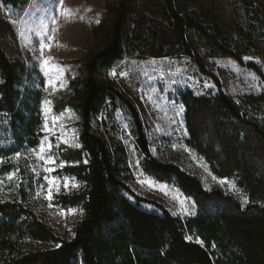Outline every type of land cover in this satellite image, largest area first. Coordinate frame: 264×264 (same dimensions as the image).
Segmentation results:
<instances>
[{"label": "trees", "instance_id": "16d2710c", "mask_svg": "<svg viewBox=\"0 0 264 264\" xmlns=\"http://www.w3.org/2000/svg\"><path fill=\"white\" fill-rule=\"evenodd\" d=\"M2 1L14 7L26 3ZM221 2L230 7L229 19L197 0L107 4L106 19L91 29L95 49L83 58L82 73L69 80L73 99L46 96L36 68L9 57L0 38V186L16 195L0 200V264H264V74L253 62H244L264 56V4ZM178 57L190 60L218 88L178 93L185 148L212 176L228 181L232 193L206 189L179 162L153 156L139 110L108 77L124 58ZM205 58H229L252 69L263 90L227 95L206 70ZM45 98L56 112L69 109L78 117L80 147L54 146L57 162L65 164L54 173L78 184L53 196L58 207L81 212L70 239L27 205L44 175L27 155L38 153L46 135ZM123 121L138 162L119 137ZM136 170L157 182H172L192 200L194 212L173 215L138 195L129 185ZM9 173H15L11 181ZM27 242L45 246L25 248Z\"/></svg>", "mask_w": 264, "mask_h": 264}, {"label": "rangeland", "instance_id": "374dc122", "mask_svg": "<svg viewBox=\"0 0 264 264\" xmlns=\"http://www.w3.org/2000/svg\"><path fill=\"white\" fill-rule=\"evenodd\" d=\"M25 1L24 5L19 4L18 7H14L0 0L1 44L9 57L22 60L29 68L33 66L36 68L43 78L42 90L46 96L55 95L73 99L69 80L82 73V60L88 52L95 49L96 45L92 38V26L97 24V21L101 22L106 19L104 7L114 3L115 0H63V4L61 0ZM197 1L214 7L222 18L229 19L230 7L224 8L221 0ZM255 1L264 4V0ZM65 9L68 11L66 12ZM53 20L55 23H52ZM130 24L131 21H127L125 27L128 28ZM52 29L56 31L53 32ZM49 36L53 39L48 40ZM41 41L50 45L49 48L43 50V56L41 55ZM48 57L52 58L51 65L62 68L63 71L52 73L50 77L46 76L42 69V60ZM249 61L256 64L264 74L263 55L244 58V62ZM204 65L208 72L216 76L220 89L227 95L237 97L244 93H259L263 90V82L259 76L252 69L232 59L205 58ZM108 77L123 90L139 110L153 156H159L165 161L179 162L185 170L197 175L206 189L221 188L225 192L232 193V187L228 181L212 176L207 167L187 151L184 144L187 134H185L183 113L177 115L182 106L177 99L179 92L186 89L192 90L195 94L217 91V86L209 77L198 73L194 64L183 57L139 60L124 58L114 64ZM49 78L57 82L55 88L47 86ZM45 109L49 111L46 113ZM41 113L43 116L42 129L47 120L49 127L55 128V135L45 133L49 135V140L44 141L45 146L49 142L53 145L51 151L46 153L45 159L38 158L39 149L37 154L33 150L28 151L27 156L35 162L33 167L40 168L44 171V175L41 180L36 181L27 205L45 219L61 237L70 239L81 212L75 209L76 211L72 213L68 210L74 208L62 209L55 205L53 200L48 201V183L44 177L46 175L56 177L60 181L59 192H69L77 188L69 187L65 190L64 178H68L70 184H77V182L67 176H60L54 172L48 173L46 168L56 170L61 164L57 162L54 150L59 136L63 135L70 141L69 144L60 143L59 145L75 147V144H79L78 117L69 109L56 112L47 98L41 102ZM119 137L125 142L129 152L133 154L135 162H138L139 158L124 121L121 122ZM143 181H148V183H143ZM222 181L226 183H221ZM129 185L138 195L162 204L180 217L189 216L194 212L192 200L172 182H157L136 170ZM55 194L57 191L53 188V196ZM15 197L13 190L0 186L1 201L15 199ZM143 207L146 210L152 209L149 205ZM44 246L38 242H27L24 245L25 248Z\"/></svg>", "mask_w": 264, "mask_h": 264}, {"label": "snow or ice", "instance_id": "6c2138e0", "mask_svg": "<svg viewBox=\"0 0 264 264\" xmlns=\"http://www.w3.org/2000/svg\"><path fill=\"white\" fill-rule=\"evenodd\" d=\"M61 4H63V0H61ZM65 11L67 12L68 10L65 9ZM52 23H55V20H53ZM97 23H99V21H97ZM45 27H47V26H45ZM52 31L55 32L56 29H52ZM42 34L43 33H41V35ZM52 39H53V37H51V36L48 37V40H52ZM49 47H50L49 44H46L43 41H41V55L42 56H43V50L46 49V48H49ZM51 60H52L51 57H48L47 59H43L42 60V69L44 71V74L46 76H49V77L51 76L52 73H59V72L63 71L62 68H59V67H57L55 65H51L50 64ZM112 74H115V73H112ZM121 75H125V74L121 73ZM56 83H57L56 81H54L53 79L49 78L48 82H47V86H51V87L55 88L56 87ZM60 86L63 87V85H60ZM205 87H209V85H205ZM45 103H47V101ZM48 111H49V109H45L46 113ZM183 111H184V108L181 106L180 109H179V112H177V115H180L181 113H183ZM42 131L45 132L46 134L55 135V128L54 127L50 128L47 120L44 123V127H43ZM185 134H187V133H185ZM48 140H49V135H45V137L43 138V140H42V142H41V144L39 146L38 158H40V159H45L46 158V153L50 152L51 149L53 148V145L50 142L47 144V146H45L44 141H48ZM60 143L69 144L70 141L65 136L61 135V136L58 137V142H57L56 147H59ZM74 146L75 147H80L79 144H75ZM19 157H20V153H17L16 154V158L19 159ZM51 162L54 163L55 161H51ZM85 163H87V160H85ZM60 167L61 168L65 167V164L61 163ZM54 171H55L54 168H46V172H48V173H51V172H54ZM14 176H15V173H9L8 176H7V179L9 181H11L14 178ZM44 179L48 183L47 199H48V201L51 202L53 200V188L56 189L57 193L60 191V181L56 177H52L50 175H46L44 177ZM0 183H2V181H0ZM143 183H148V181H143ZM221 183H226V181H222ZM63 187H64L65 190H67V189H69V187L76 188V187H78V185L75 184V183H71L70 184V181L68 180V178H64ZM161 191H164V189H161ZM38 195H39V193H38ZM181 204H183V201H181ZM50 206H51V204H50ZM68 211L74 213L76 210L75 209H69ZM62 214H63V212H62ZM173 215H176V213L174 212ZM186 239L191 240L192 237L189 236V237H186ZM197 242L198 243H202L199 240L198 237H197ZM56 247L59 248L60 245L57 244Z\"/></svg>", "mask_w": 264, "mask_h": 264}]
</instances>
